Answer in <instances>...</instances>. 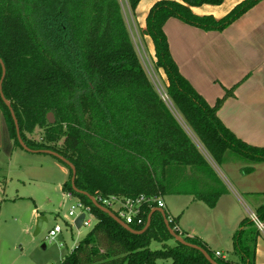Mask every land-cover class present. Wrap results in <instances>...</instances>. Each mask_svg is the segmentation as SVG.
Masks as SVG:
<instances>
[{"label":"trees","instance_id":"obj_1","mask_svg":"<svg viewBox=\"0 0 264 264\" xmlns=\"http://www.w3.org/2000/svg\"><path fill=\"white\" fill-rule=\"evenodd\" d=\"M141 0H126L134 12ZM261 0H244L219 20L197 16L191 8L219 6L224 0H162L149 9L145 34L153 46L155 67L166 78V96L184 125L215 162L234 155L249 164L264 162V146L237 139L217 117L232 91L213 106L185 80L171 58L162 31L169 18L205 31H222ZM0 59L6 74L4 98L10 103L20 137L31 150L56 152L75 167V188L95 199L164 195V176L171 167L206 164L186 128L150 83L131 42L119 0H0ZM1 77V67H0ZM52 113L54 124L46 115ZM1 121L7 129L9 154L20 147L13 119L0 97ZM44 130L41 142L26 133ZM57 160V159H56ZM63 192L90 207L99 222L60 264H210L194 249L169 235L162 215L153 213L145 233L135 235L71 187V170ZM247 171L250 168L246 169ZM208 206L212 201L205 200ZM102 206V203L99 201ZM144 224L129 225L141 231ZM166 214L169 226L187 243L202 248L217 264H254L259 231L244 218L232 236L238 262L217 258L199 239L186 237ZM264 223V200L254 213ZM175 242L151 250L152 241Z\"/></svg>","mask_w":264,"mask_h":264},{"label":"crops","instance_id":"obj_2","mask_svg":"<svg viewBox=\"0 0 264 264\" xmlns=\"http://www.w3.org/2000/svg\"><path fill=\"white\" fill-rule=\"evenodd\" d=\"M242 1L224 0L219 6L203 5L191 11L219 20ZM162 31L178 72L209 106L232 91L217 111L223 126L247 145L263 147L264 0L222 31H205L175 18H169ZM13 152L11 147L8 155ZM199 152L206 164L199 161L195 166L171 167L167 171L164 195L160 197L165 200L163 210L186 237L199 239L213 253L219 252L222 259L236 263L232 236L239 223L254 214L249 207L255 208L258 199H264V162L249 164L228 155L220 163L213 159L210 163ZM60 168L65 174L60 189L67 199L62 185L69 172L62 165ZM205 200L212 201L213 206ZM254 264H264V230L256 239Z\"/></svg>","mask_w":264,"mask_h":264},{"label":"rangeland","instance_id":"obj_3","mask_svg":"<svg viewBox=\"0 0 264 264\" xmlns=\"http://www.w3.org/2000/svg\"><path fill=\"white\" fill-rule=\"evenodd\" d=\"M158 1L162 0H142L134 12H130L126 0H119V3L131 42L154 90L162 100L164 98L163 101L169 106L173 116L186 128L209 162L213 163L199 141L184 125L175 107L165 99L166 78L163 71L155 67L152 42L145 34V18L151 5ZM1 118L0 115V264H60L89 230H77L71 225L72 218H68V211L75 204L76 198H63L60 189L65 178L60 168L62 164L49 155L27 153L15 147L13 140L10 143L14 152L9 156L5 152L9 146V138ZM43 134V129L35 128L32 133H26V137L31 141L41 142ZM165 199L167 200L166 197ZM263 200L258 199L255 208L250 206V210L255 213L256 207ZM35 210L36 215L33 214ZM38 216L44 217L45 221L40 232L34 235ZM55 225H59L62 231L54 241L49 242L46 239L48 231ZM168 241L165 246L176 245L173 240ZM43 245L45 248H42ZM161 248L162 243L152 241L150 244L151 250ZM157 264H171V261L159 260Z\"/></svg>","mask_w":264,"mask_h":264},{"label":"built area","instance_id":"obj_4","mask_svg":"<svg viewBox=\"0 0 264 264\" xmlns=\"http://www.w3.org/2000/svg\"><path fill=\"white\" fill-rule=\"evenodd\" d=\"M165 99L168 100L166 94ZM164 100V98H163ZM165 101V100H164ZM67 197L71 199L73 197L70 194H67ZM102 203V206L109 209L112 213L115 214L121 221L126 225H137L140 226L144 224L143 215L146 209L153 210L155 208L164 209L165 204L160 198L147 197L144 195H139L134 198H124L117 196H109L106 198L96 199ZM68 218H72L71 225L75 227L76 219L83 215L81 221V226L77 229L87 228L91 230L98 222V218L92 213L90 207L84 205L79 199L76 198V202L73 206L70 207L68 211ZM249 219L254 223L256 229L259 232H263L264 225L258 220L255 214H250ZM62 229L59 225H55L48 231L47 240L52 242L56 237L61 233ZM217 258H221L219 252L214 253Z\"/></svg>","mask_w":264,"mask_h":264},{"label":"water","instance_id":"obj_5","mask_svg":"<svg viewBox=\"0 0 264 264\" xmlns=\"http://www.w3.org/2000/svg\"><path fill=\"white\" fill-rule=\"evenodd\" d=\"M0 67H1V77H0V97L4 103V105L8 108L9 112H10V115L13 119V122H14V125H15V131H16V138H17V141L20 145V147L22 148L23 151L27 152V153H31V154H44V155H49L51 157H53L54 159H57L59 160L60 162H62L64 165H66L72 172V178H71V187L73 189V191H75L76 193H81L82 195L86 196L89 201L92 203V205L97 208L98 210H100L101 212L107 214L111 219H113L116 223H118L121 227H123L124 229H126L127 231H129L130 233L132 234H135V235H141L143 233L146 232V230L149 228L150 224H151V216L153 213L157 212V213H160L162 215V218L164 220V224H165V227L169 233V235L173 238L174 241H176L177 243L183 245V246H186V247H189L191 249H194V250H197L199 251L203 257L206 259V261L210 264H217L208 254L207 252H205L202 248L196 246V245H193V244H190V243H187L183 237H181L180 235H177L175 233V231L169 226V223L167 221V218H166V214L164 212L163 209H159V208H155L153 210H151V212L149 213L148 217H147V221H146V224L144 226V228L141 230V231H135L133 230L131 227H129L128 225H126L123 221H121L118 217L115 216L114 213H112L109 209L101 206L94 197L88 195L87 193H82V192H79L76 188H75V185H74V179H75V167L68 161L66 160L65 158H63L62 156H60L59 154H57L56 152H53V151H49V150H31L29 149L25 144L24 142L22 141L21 137H20V132H19V127H18V123H17V120L15 118V115H14V112L10 106V103L4 98L3 96V93H2V83H3V80L5 78V74H6V69H5V66L2 62V60L0 59ZM46 120L49 124H54L55 122V119H54V116L52 113H48L46 115ZM83 219V215L79 216L76 221H75V227L78 229L80 226H81V221ZM45 221V218L44 217H38L37 218V223H36V228H35V232H34V235H37L40 230H41V226H42V223ZM42 248H45V246L43 245Z\"/></svg>","mask_w":264,"mask_h":264}]
</instances>
